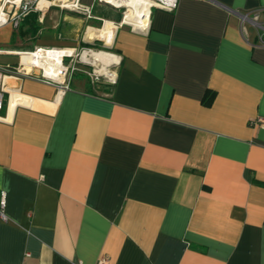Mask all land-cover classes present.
I'll list each match as a JSON object with an SVG mask.
<instances>
[{
	"label": "crops",
	"instance_id": "1",
	"mask_svg": "<svg viewBox=\"0 0 264 264\" xmlns=\"http://www.w3.org/2000/svg\"><path fill=\"white\" fill-rule=\"evenodd\" d=\"M72 1L94 18L56 9L32 29L50 1L0 26L24 48L0 49V66L39 72L21 60L27 42L101 40L117 58L113 83L78 68L64 92L5 78L0 264H264V124H250L264 118V30L238 15L264 24V0H178L111 43L86 36L104 5Z\"/></svg>",
	"mask_w": 264,
	"mask_h": 264
},
{
	"label": "built area",
	"instance_id": "2",
	"mask_svg": "<svg viewBox=\"0 0 264 264\" xmlns=\"http://www.w3.org/2000/svg\"><path fill=\"white\" fill-rule=\"evenodd\" d=\"M129 0H97L98 3L109 5L116 10L120 11V20L118 22H112L114 29L123 25H127L131 30H140L143 31L148 28L150 22V16L153 8H159L162 10L173 11L178 0H144L136 5L137 8H141V13L136 15L139 19L135 22H131L126 19L127 12L129 8L134 9L132 5L128 2ZM39 0H3L0 5L1 18L0 26L11 21L14 26H17L25 16L30 12L36 11L38 9ZM71 8L78 13L83 14L86 18H94L92 14L91 7L84 6L79 4L76 1L71 2ZM136 10V9H134ZM239 18L241 24L249 22L255 28L264 30V24H261L258 20V14L256 12L252 13H239ZM104 25V23H103ZM243 29V25H241ZM261 42L264 43V39H261ZM46 51V52H55L59 51L60 56V69H58L59 74L56 76H48L45 74L43 67H39V73L34 74L31 71L22 72L20 68H13L10 66H0V112L4 109L6 102V84L5 78L7 77H20V76H29L38 80H44L47 82L54 83L58 86L59 92H64L69 88V84L72 78L73 73L78 70L77 63H82L84 65H93L92 62L85 61L84 56L89 57L91 49L88 47H79V48H37L35 51ZM34 51V52H35ZM25 64V63H24ZM28 69L36 68L33 64H25ZM93 80H98L100 76L107 78L109 83H113L115 80L114 72L109 75L100 72V70L92 69L91 72L85 71ZM4 120V117L0 114V121ZM250 124H264V118H257L254 121H250ZM5 205L4 193H2V198L0 201V215L2 218H5L3 215V208ZM97 264H103V260H99Z\"/></svg>",
	"mask_w": 264,
	"mask_h": 264
},
{
	"label": "bare ground",
	"instance_id": "3",
	"mask_svg": "<svg viewBox=\"0 0 264 264\" xmlns=\"http://www.w3.org/2000/svg\"><path fill=\"white\" fill-rule=\"evenodd\" d=\"M54 1L61 2L63 6H68V4H66L67 0H54ZM142 1L144 0H129L128 1L130 5H132L134 9L136 10L129 8L127 15H126L127 20L131 22H135L137 19H139L136 15L140 14L142 9L137 8L136 5ZM40 2L41 0H39V3H38L39 4L38 6L40 9L46 8L51 3L50 1H45L41 3ZM0 18H1V11H0ZM114 31L115 29H114L113 23L111 21L105 20L104 25L101 28L88 27L86 30V36L94 37V35L104 34L106 36L107 42L111 43L113 39ZM29 56H30V64H33L37 68L35 69L36 72L39 70V67H43L45 74L48 76L54 77L57 74H59L58 69L61 68L60 67L61 53L59 51L46 52L44 50L43 51L41 50L40 52H37V51L29 52ZM83 59L85 61H89L92 63L99 61V62L106 63V64L116 62L117 60L116 55H113L105 51H94V50H91L89 57L84 56ZM91 59L92 61H90ZM15 92L16 91L12 92V94H14Z\"/></svg>",
	"mask_w": 264,
	"mask_h": 264
},
{
	"label": "rangeland",
	"instance_id": "4",
	"mask_svg": "<svg viewBox=\"0 0 264 264\" xmlns=\"http://www.w3.org/2000/svg\"><path fill=\"white\" fill-rule=\"evenodd\" d=\"M2 1L3 0H0V5H1ZM45 1L46 0H41V2H45ZM49 1L53 2V5H52L53 7L49 8V9H46L44 11H36V13H32L31 18H30V23H31V21H33V23L38 22V19L41 16V18H42L41 20H43L44 26H46V25H48V22L50 21V18L45 19V18L48 17L47 15L49 13L52 15V12L56 11V9H70L71 8V3H70L71 0H67L66 4H68V6H63L61 2H56L54 0H49ZM103 5H104L105 11L107 13H105V15L103 17H101V18H103L105 20H109V21H116V19H117L116 16H119V14H120L118 12V10H116L115 8H113V7L109 6V5H106V4H103ZM44 16H45V18H44ZM92 21H94V20H92ZM99 22L100 23L97 24V25H99V27H97V28H101L103 26L104 20H99ZM8 30L11 31L10 25H9V28H8V26H6L3 29H1L0 30V35L4 34V32L6 33ZM28 30H29V28H28ZM33 33H35V32H33ZM15 37H17V36H15ZM49 38L50 37L46 36L45 34L44 35H41V36L40 35H37V37H35L34 39H32V41L34 40V41L45 42V41H47V39L49 40ZM100 38L104 40L103 36L100 37ZM21 41L22 40H20V43H22ZM91 42H92V39H91L90 43ZM94 42H97V44H93L94 45L93 48L88 47V46H85V47L91 48L94 51H107V48L104 46V42L103 41H101V40L100 41L99 40H93L92 43H94ZM24 43H26V42H24ZM27 43L29 44V46L30 45H33V46H31L32 48H30L28 51H26L25 54H22L24 56V58H21V60L24 61L26 64H30L29 52H34L35 49L39 48L40 46H38V44H39L38 42L37 43L36 42L35 43L34 42H30V43L27 42ZM7 48H13V49L20 48V49H23L24 50V48H22L21 46L16 45V43H15V45L14 44H11L9 38H7V42H2V41L0 42V49H7ZM41 48H47V47H41ZM49 48H51V47H49ZM22 55L20 54V56H22ZM90 61H92V59ZM76 65H77V67L79 69H83L85 71L91 72L92 69L94 68L96 70H100V72H102L104 74H107L108 73L107 75H109L110 73H112L113 70H114V64H106V63H102V62H99V61L94 62L92 66L91 65H84V64H82L80 62L77 63ZM35 69H37V68H34V70ZM38 73L39 72H37L36 74H38ZM77 76H79V73L78 72L75 74V78ZM98 80H105L106 82H109L107 80V78L104 77V76H100Z\"/></svg>",
	"mask_w": 264,
	"mask_h": 264
},
{
	"label": "trees",
	"instance_id": "5",
	"mask_svg": "<svg viewBox=\"0 0 264 264\" xmlns=\"http://www.w3.org/2000/svg\"><path fill=\"white\" fill-rule=\"evenodd\" d=\"M119 13H120V11H118ZM31 13V12H30ZM29 13V14H30ZM30 15H32V13L30 14ZM29 15H27V16H25L24 17V19H26L27 17H28ZM120 17H121V15L119 14V16H116V21H118V20H120ZM23 19V20H24ZM96 23L97 24H99L100 22H99V20L98 21H96ZM32 25V29L34 28V23H33V21H31V23H30V26ZM97 27H99V25H97ZM31 29V28H30ZM29 29V30H30ZM82 45H84V46H92V45H90V44H88V43H85V42H82ZM93 47V46H92ZM213 98H214V93L213 92H210V91H206V93H205V95H204V97H203V100H202V102H203V104L204 105H210L211 104V102H212V100H213Z\"/></svg>",
	"mask_w": 264,
	"mask_h": 264
}]
</instances>
